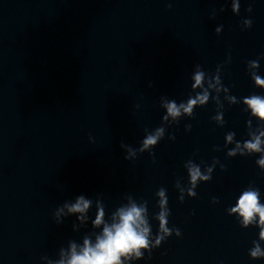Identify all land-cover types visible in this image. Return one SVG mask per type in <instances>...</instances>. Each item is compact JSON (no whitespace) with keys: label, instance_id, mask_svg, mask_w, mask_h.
<instances>
[{"label":"water","instance_id":"95a60500","mask_svg":"<svg viewBox=\"0 0 264 264\" xmlns=\"http://www.w3.org/2000/svg\"><path fill=\"white\" fill-rule=\"evenodd\" d=\"M231 9L232 0H0V264H47L43 258L59 259L69 241L94 240L97 200L106 220L128 196L147 201L154 239L160 188L168 227L181 235L130 264H264L249 255L259 229L242 228L227 211L249 185L264 204L259 154L229 157L235 143L225 147L227 133L243 143L260 126L242 99L264 96L250 75L264 78V0H240L239 14ZM254 60L257 70L248 67ZM197 65L208 75L220 67L229 89L220 93L223 108L213 92L193 117L162 124L161 98L179 104L195 95ZM228 95L241 102L229 104ZM217 110L223 126L213 120ZM161 126L154 155L138 151L145 130ZM121 143L135 156L126 160ZM189 160L202 171L219 162L181 202L176 183L187 187ZM79 195L93 201L86 222L79 214L57 218V208Z\"/></svg>","mask_w":264,"mask_h":264},{"label":"clouds","instance_id":"9594fccd","mask_svg":"<svg viewBox=\"0 0 264 264\" xmlns=\"http://www.w3.org/2000/svg\"><path fill=\"white\" fill-rule=\"evenodd\" d=\"M231 10L234 14H239L240 0H232ZM247 10L249 12L252 11L251 7ZM243 25L245 28H250L252 21L245 19ZM220 30L221 27L215 29L216 33H219ZM248 67L257 70L259 68V61H249ZM195 69L192 75L194 83L191 85L195 95H190L186 102L179 104L175 100L161 98V107L166 109V115L162 117V124L164 121H168L169 117L175 123L179 122L178 118L181 116L193 117L194 107L207 105L213 92L216 95L211 96V98L216 103L217 109L223 108L220 93H228L229 89L222 84L220 67H217L214 75L206 74L201 70L199 65ZM250 75L255 87L264 89V78L258 75L257 71H252ZM225 99H227L229 104L241 102L235 96L231 95L226 96ZM242 103L245 106V111L250 112L251 116L260 122V126L255 131L249 130L248 136L250 138L243 143L235 141L234 132L227 133L225 147L228 144L235 143V147L229 150L227 155L234 157L238 152L241 156L259 154V159H257L256 164L261 170H264V96L252 94L244 97ZM213 120L219 123L220 126H223L225 123L223 111L217 110V114L213 117ZM247 126L248 129L252 127L251 119L247 122ZM190 129L191 125H187L186 130ZM145 131L146 135L138 151H147L150 155H154L151 149L164 138L165 127H158L153 132ZM170 139H175V137L171 136ZM121 147L128 152V155L125 156L126 160L135 156L137 149H133L131 146L123 143H121ZM218 162L214 160L213 165L207 167L204 171L192 160L185 163L184 166L187 169L189 177L188 185L185 188L179 180L176 183V188L180 192L179 200L181 202L184 200L185 193L188 197L196 196L195 189L198 183L211 180V174ZM221 168L223 170L224 166L221 165ZM156 196L158 197L159 212L154 216V219L158 220L159 229L154 239L152 238L151 226L149 224L147 201L138 203L131 196H128V202L116 208L111 213L110 218L106 220L105 205L100 200H97V211L95 219L92 221V227L100 229V231L95 234V239L93 240L91 235H85L82 245L77 244L75 241H69L66 249H60L59 259L51 260L47 257L43 259L47 260V264H130L132 261L143 259L144 252H148L150 257L152 249L159 247L173 232L176 236L181 235L179 229H170L168 227L170 210L168 208L166 189L160 188ZM213 202H217L215 198ZM92 203L93 201L91 199L85 198L84 195H79L75 198L74 203L65 202L61 207H58L55 215L59 218L62 215L79 214L77 215V220L83 224L87 220L85 214L91 208ZM65 209L67 212H65ZM227 211L229 215L235 214L237 216L242 228L255 226L259 229V239L258 241H253L254 246L249 250V255L254 260L264 258V249L261 247V243L264 242V204L260 201L259 189L249 185L241 192L235 206L230 207ZM57 223H62V220L58 219ZM73 228H76L75 224ZM141 249L145 251H141Z\"/></svg>","mask_w":264,"mask_h":264}]
</instances>
